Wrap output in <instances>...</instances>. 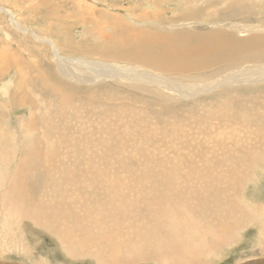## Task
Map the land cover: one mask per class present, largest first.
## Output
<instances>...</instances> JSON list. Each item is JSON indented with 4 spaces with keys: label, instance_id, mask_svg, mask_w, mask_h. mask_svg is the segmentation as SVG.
I'll return each instance as SVG.
<instances>
[{
    "label": "rangeland",
    "instance_id": "obj_1",
    "mask_svg": "<svg viewBox=\"0 0 264 264\" xmlns=\"http://www.w3.org/2000/svg\"><path fill=\"white\" fill-rule=\"evenodd\" d=\"M50 11L57 17L49 18L46 14ZM118 27L133 32L126 49L105 41L119 32ZM139 32L144 37L165 36L180 52H171L174 56L170 57L187 59L179 63L148 53L145 44H135ZM253 36H264V0H0V50L10 52L5 58L0 56L4 60L0 64V264H175L165 258L163 249L178 239L176 234L180 232L181 240L189 237L197 243L199 237L191 228L215 220L211 214L205 217L195 211L191 213L195 222L187 232L185 227L177 229L172 222L160 219L154 227L149 222L151 216L157 217L160 209L171 206H154L151 198L136 201L137 192L148 191L155 172L165 166H178L184 173L190 163L202 168L208 161L217 174L224 171L228 176L229 168H235L237 177L228 188L218 180L212 187L220 197L224 192L221 208L226 211L218 217L220 223L230 228L236 220L243 223L234 231H225V236L221 235L225 240L213 248H202L190 258L192 264H264V208L260 211L262 208L255 206L264 207V164L246 168L247 159L253 156L249 148L258 150L257 143L252 144V112H264V54L251 56L255 44L247 40ZM135 46L143 52L137 55L130 48ZM255 46L254 54L259 48ZM55 54L72 60L67 69L77 75L69 79L58 74L57 82L70 94L62 109L58 104L61 95L51 96L42 84L32 86L38 68L27 65L41 57L50 69L58 71ZM161 58L163 67L155 66ZM8 95H15L12 102L6 101ZM20 95L25 100L19 101ZM231 115L237 116L238 123L227 120ZM244 116H251L249 128L240 124ZM30 119L35 121L31 128L34 139L24 136ZM45 128L56 134L43 142ZM37 138L42 143L33 151L28 147ZM51 142L55 146L49 145ZM27 151L31 158L26 164L28 181H35L29 184L33 190L35 185L38 199L44 201L39 202L51 206L61 201L72 206L78 214L76 222L62 218L45 230L24 216L18 217V210L12 209L8 196ZM46 156L58 159L54 162ZM53 169L60 171L59 175L53 174ZM63 170L68 171L65 177L60 174ZM67 174L78 176L76 184L65 186ZM171 182L172 187L185 188V194H190L187 184ZM198 183L201 180L192 185L202 196L206 186ZM118 186L126 197L113 195ZM208 194L212 197L215 190ZM227 201L241 204L247 214H226ZM146 203L150 211L143 207ZM119 206L137 211L136 215L111 218L109 213ZM47 210L54 211L51 207ZM141 217H145L143 222ZM136 218L151 224L135 228L132 223ZM73 225L72 232V228L64 234L56 232L57 226L68 229ZM148 228L152 231L150 241L145 235ZM162 250L163 256L157 258Z\"/></svg>",
    "mask_w": 264,
    "mask_h": 264
},
{
    "label": "bare ground",
    "instance_id": "obj_2",
    "mask_svg": "<svg viewBox=\"0 0 264 264\" xmlns=\"http://www.w3.org/2000/svg\"><path fill=\"white\" fill-rule=\"evenodd\" d=\"M162 1H166V0H162ZM218 1V0H217ZM216 4V3H215ZM214 4V5H215ZM223 4V3H222ZM228 5V4H227ZM47 16H49V18H54V17H57V15L55 14H52V12H48L46 14ZM115 24V23H114ZM119 28V27H118ZM118 33H116V35H111V36H107L105 37V41H107L108 45L110 44L111 46H115V47H123L124 49H126L125 47H127L128 45H131V38L129 39L130 35L133 33L132 31H129L125 28H122V29H118ZM120 33V34H119ZM137 33V32H135ZM133 35V34H132ZM138 36L137 38H139V42L137 41L135 44H145V51H147L148 53H154L156 52L160 57H167L168 56V60L170 61H173V62H176L179 61V63H182V60L183 59H187L186 57H183V58H175V57H170V56H174V55H171V52L172 54L173 53H180L179 52V49H174L173 48V43L172 42H169L168 40L166 41L165 40V36L163 35H147L146 37H144L143 34H141V32L138 33ZM132 37V36H131ZM179 38V37H178ZM173 39L174 42L177 41L178 42V39H177V36H173ZM138 40V39H137ZM173 41V40H172ZM247 41H251L252 43H254L255 45H258L259 48H257L256 50V53L254 54V48L256 47L255 45L252 47L250 53L252 54L251 56L254 57L255 55H259V54H264V36H253L251 37L250 39H248ZM158 42H161V43H158ZM164 42H167L164 44ZM176 42V43H177ZM133 43V42H132ZM109 47V46H108ZM129 47V46H128ZM131 50L133 52H135L137 55H139V53L141 54L143 52V49L141 50H138V48L135 46V47H130ZM186 50L188 51H191V49L189 48H186ZM1 51H5V53L2 54ZM55 51V50H54ZM119 51V50H118ZM117 51V52H118ZM125 52V51H124ZM139 52V53H138ZM6 53H10L8 51L7 48H5L4 50H0V56L3 55V57L5 58V54ZM55 53L57 54V51H55ZM130 53V52H129ZM22 54V53H21ZM20 54V55H21ZM55 54V55H56ZM120 54V53H119ZM17 55V53H16ZM19 56V55H18ZM16 57V56H15ZM2 58V57H1ZM0 58V59H1ZM127 58V56H126ZM17 59V57H16ZM29 59V58H28ZM3 60V59H2ZM0 60V64L3 65V61ZM12 62V60H10ZM24 61V60H23ZM27 62V60H25ZM55 61V64L57 66V70L58 71H54L52 68L50 69V65L48 62L44 61L41 57H39L38 59H36V61H34V63H29L27 62V65L29 66H34V67H37V73L32 77L33 78V82L32 83V86H35L36 84L39 85V84H42V85H45L46 88H47V93L48 94H51V96H54V95H58L60 96L61 95V99L62 101L61 102H58V104H61L62 107H60L61 109L64 108V105L66 103L67 105V102H69V98L68 97L69 95H67V93L63 92V87L62 85L57 82V77L58 74L62 75V76H65L66 78H69V79H72V78H77V75L75 74V72H72L71 70L67 69V66L69 65V63H74L72 62V60H69V59H62L61 57L57 56L56 55V59L54 60ZM162 58L161 59H156V61L154 62L155 66L157 65H160L161 67H163V63H162ZM25 62V63H26ZM69 62V63H68ZM21 63V62H20ZM7 64V63H6ZM25 65V67L27 66ZM183 66H185V63L182 64ZM11 66V65H10ZM23 66V65H22ZM17 67V66H16ZM15 67V68H16ZM7 69V67H6ZM18 69V68H17ZM35 72V71H34ZM32 73V72H31ZM34 74V73H33ZM24 75V74H23ZM31 75V74H30ZM17 80V79H16ZM32 81V80H30ZM29 81V82H30ZM55 81L56 84L53 82ZM20 83V82H18ZM29 84V83H28ZM35 84V85H34ZM25 85V84H24ZM65 85V84H64ZM20 87V86H19ZM22 87V86H21ZM68 88V87H67ZM66 88V89H67ZM65 89V90H66ZM69 89V88H68ZM38 90V89H37ZM6 91V89H5ZM68 91V90H67ZM13 92V91H12ZM18 92V91H17ZM10 94H11V91H10ZM9 94V95H10ZM7 96L6 97V101L7 102H12L11 100L14 99V96ZM23 95H20L18 96L19 97V101H21L20 99L22 100H25V96L22 97ZM29 96V95H28ZM42 96V95H41ZM52 98V97H51ZM59 98V97H58ZM49 99V98H47ZM33 100V99H32ZM60 101V100H59ZM35 102V101H34ZM29 103V102H28ZM27 102H20V105H26L28 106ZM65 105V106H66ZM11 107V106H10ZM47 108V106L45 107ZM81 108V107H80ZM45 110H48V109H45ZM89 110V109H88ZM67 111V110H66ZM47 113V112H46ZM68 113V112H67ZM1 115L2 113H0V118H1ZM68 115V114H67ZM72 115V114H71ZM47 116L44 115L43 117ZM237 116L235 115H231L230 117L227 118L228 121H231L233 123H238L237 121H235V118ZM218 118V117H217ZM251 118V116H245L242 118L243 119V122H240V124L243 126V127H248L249 128V124L250 122H248L247 119ZM252 122L254 123V128H253V132L251 133V137H254L255 139H253V143L252 144H256L257 143V147H258V150H253V149H257L253 146H251L249 148V152H251L253 154V156H251V158H248L247 161H246V168L250 169V167H253L252 165L254 164L255 166L257 164H264V112L261 114L259 113L258 111L256 112V110H254L252 112ZM46 123V122H44ZM44 123H41V124H44ZM35 124V121L30 119V121H28V125L26 126L25 130H24V136L25 137H32L33 139L35 137H33L35 134L34 132L31 133V128H34V126L32 127V125ZM39 124V123H38ZM59 125V124H58ZM46 126V125H44ZM48 126V125H47ZM43 128V126H42ZM52 128V127H51ZM48 129V128H47ZM45 128V132H42L43 134L41 135V138H43V142L45 141V138H50V137H54L56 133L53 134V132L49 129L47 130ZM57 129V128H56ZM39 131V130H38ZM44 131V130H43ZM40 133V132H38ZM257 133H259L257 135ZM36 136V135H35ZM39 136V135H38ZM37 136V137H38ZM63 137V136H62ZM61 137V138H62ZM42 140V139H41ZM40 140V141H41ZM34 141V143H33ZM37 139L35 140H32V146L28 147L30 148L31 150L33 149V151L35 150H38L40 149L39 147V142H40ZM50 142V141H48ZM42 143V141L40 142ZM47 143V142H46ZM102 143V142H101ZM27 144V143H26ZM30 143H28L27 145H29ZM50 144H53L52 142L49 143ZM104 144V143H103ZM45 145V143L41 146L43 147ZM48 145V143H47ZM46 145V146H47ZM52 146H55V144H53ZM105 146V145H104ZM27 147V146H26ZM51 147V146H50ZM50 147H47V148H50ZM222 147H224V145H222ZM54 148V147H52ZM51 148V149H52ZM109 148V147H108ZM50 149V150H51ZM28 150V149H27ZM248 150V149H247ZM253 150V151H252ZM29 151V150H28ZM27 152H23L22 154V163H20L19 165V171H21V174H19L18 176L15 177V180H14V184L11 185V187L13 188L12 190V193L8 196V198H10V200L8 201L13 208H16L18 210L14 211L16 212L17 216L18 217H26L28 218L31 222L33 223H36L37 225L41 226L43 229L45 230H48L50 229L49 227H51L52 225H54L55 223H58L62 218L64 219H67V220H74L73 222H76L75 220L77 219V216L78 214H76V210L72 209L71 207L72 206H68V204H66L65 202V206L61 203V201H57L55 200L56 203H54L53 205L51 206H44L42 204L43 199H38V196H37V193L35 192V185H32L34 186V190L31 189L30 187V184L31 182L28 181V175H29V168L26 167V164L29 162V160L31 159L30 158V153ZM48 151V150H47ZM39 152V151H38ZM50 152V151H49ZM240 152V151H239ZM254 152V153H253ZM40 154V153H39ZM47 154V152H46ZM48 155V154H47ZM50 156V155H49ZM47 157V156H46ZM74 157V156H73ZM49 159V157H47ZM43 159V158H42ZM46 159V158H45ZM48 159H47V162H48ZM51 159V158H50ZM49 159V160H50ZM58 159V158H56ZM55 159V161H56ZM54 161V159H51ZM67 160V159H66ZM246 160V158H245ZM51 161V162H53ZM54 161V162H55ZM58 161V160H57ZM60 161H62L60 159ZM64 161V160H63ZM62 161V163H63ZM67 162V161H65ZM76 163V161H74ZM72 162V163H74ZM207 162V161H206ZM43 163V162H42ZM78 163V162H77ZM85 163V162H84ZM169 163V162H168ZM166 163L167 165H170V166H173V165H177V164H168ZM217 165L218 162H216ZM45 164V162H44ZM57 164V162H56ZM79 164V163H78ZM52 165V164H50ZM62 165V164H61ZM60 164L58 165V167L61 166ZM80 165V164H79ZM190 166L188 168L185 169V172L182 173L180 171V167L176 166V167H164V169L160 172L157 171V173L155 172V178L154 180L151 182V184L149 185L150 186V189L148 191H145L144 192V188L143 190L141 189V191L139 190L137 192L138 196L136 197V201H139V202H145V201H148L149 198L152 199V202L153 204H155L154 206L156 205H164L165 206H171L169 208H163V209H160V211L158 212V215L157 217H155V215L149 220V222H151L154 227L155 226H158V222H157V219H160L162 220L161 222H172V225H175L178 228H181V227H185L186 228V231L187 232V227H193L192 226V222H195V220L193 219V217H191V213L195 212V211H198L199 214H202V216L204 215L205 217H208L209 214L212 215V220H215L214 222L212 223H209V221H207L208 223H201V224H198L199 227H195V228H191V229H194L195 230V234L197 235L198 238V241H201L200 238H204L203 240L204 241H201L203 243H201V245L198 243H195L193 241H195L193 239L192 240H189L191 238L187 237L186 239H183L181 240V237H180V232L179 234H176L177 236V240H174L173 244L168 246L167 248L163 249L165 250L164 253H165V258H169L168 260H173V263L176 262L175 264H192L193 262L191 261V257H194L196 256V254L202 249V248H208V249H211L213 248L216 244L222 242L225 240V238L223 236H225V231H234L236 230L238 227L237 226H241V224L243 223V221H239V220H236L235 223L229 227H227V225L225 224H221L220 223V219L221 218V215H223V211H226L224 208H221L223 204H225V202L221 201L224 197V192H222L221 196L220 197V194L218 192V189L216 190L214 187H212L214 184V181L216 182V180H218V182H222V183H226V187L228 188V185H231L232 180L235 179L236 174H235V168L231 167L229 168L230 170L228 171V176H226V173L223 171V172H220V174H217L214 172V170L216 169V167H213L212 163H210L209 161L204 164L206 165V167H199L197 168L194 163H190L189 164ZM86 166V165H85ZM53 168H55L54 166H52ZM76 167V166H75ZM44 168V167H43ZM47 168V167H46ZM44 168V169H46ZM50 168V167H49ZM57 168V167H56ZM161 168V167H160ZM43 169V170H44ZM52 169V168H50ZM49 169V171H50ZM61 169V168H60ZM75 169V168H74ZM54 170V169H53ZM153 170V169H152ZM48 171V170H47ZM55 171V170H54ZM89 171H92V169H90ZM45 172V171H44ZM52 172V171H51ZM58 172V171H57ZM56 171L53 172V174H58L59 175V172L57 173ZM68 173V171H65L63 170L62 175H64L65 177V173ZM47 172H45L46 174ZM49 173V172H48ZM49 174H52V173H49ZM52 174V175H53ZM154 174V173H153ZM152 174V175H153ZM51 177H56L55 175H53ZM71 175V174H70ZM69 174H67L66 176V182L64 183L65 186L66 185H69L70 183H75L78 179L76 177H73L71 178ZM42 176V174H41ZM43 176H45L43 174ZM86 176V175H85ZM247 176V175H245ZM31 178V177H30ZM43 177H41L40 179L42 180ZM46 178V177H45ZM80 178V177H79ZM94 178V177H93ZM249 178V177H248ZM53 179V178H51ZM151 179V178H150ZM177 179H180V180H177ZM208 179V181H207ZM45 180V179H44ZM182 181L183 184V187L186 186V184L188 186H186V190L190 193V194H185V188H182L183 190H178L177 185H175L174 187L171 186V184H173L171 181ZM194 180H201V183L199 185L203 186V183L204 185L206 186L205 187V193L204 195L200 196L199 194V191H196V186L192 185V183L194 182ZM40 181V180H39ZM149 181V180H148ZM235 181V180H234ZM35 182V181H34ZM31 183V184H34ZM56 181L55 180H51V183H55ZM92 182V181H91ZM150 182V181H149ZM200 182V181H199ZM93 183V182H92ZM37 184V183H36ZM40 184V183H39ZM56 184V183H55ZM76 184V183H75ZM79 184V183H78ZM77 184V185H78ZM91 184V183H90ZM177 184V183H176ZM73 185V184H72ZM81 185V184H80ZM79 185V186H80ZM95 185V184H93ZM92 185V187H93ZM181 185V184H180ZM42 187L44 186V184L41 185ZM82 186V185H81ZM41 187V188H42ZM71 187V186H70ZM89 187V186H88ZM30 188V189H29ZM38 188V187H37ZM36 188V190H37ZM45 188V186H44ZM77 188H80L77 186ZM90 188V187H89ZM204 188V186L202 187ZM233 188V187H232ZM40 189V188H39ZM71 189V188H70ZM73 189V188H72ZM41 190V189H40ZM43 190V188H42ZM69 190V189H68ZM213 190H215V194L212 196V197H209L211 195L208 194V192L212 193ZM76 191V190H75ZM80 191V190H79ZM114 196H118V197H126L127 195H125L124 191H123V188L122 186H118L117 188L114 187ZM46 192V191H45ZM68 192V191H66ZM72 192V191H71ZM84 192V191H83ZM130 192V191H128ZM203 192V191H202ZM10 193V192H9ZM43 192L41 191V194ZM64 193V192H63ZM69 193V192H68ZM86 194V192H84ZM88 193V192H87ZM94 193V192H93ZM132 193V192H131ZM40 194V192H39ZM45 194V193H43ZM49 194V193H47ZM75 194V193H74ZM84 194V195H85ZM130 194V193H128ZM53 197H56V196L52 193ZM60 195V194H59ZM89 195V194H88ZM134 195V194H133ZM51 196V195H50ZM73 196V195H72ZM81 198L82 196L79 195ZM44 197V196H43ZM49 197V195H48ZM59 197V196H58ZM56 197V198H58ZM67 197V196H65ZM87 197V196H85ZM89 197V196H88ZM199 197V199H198ZM209 197V198H208ZM36 198V199H35ZM44 198H47V195L46 197ZM60 198V197H59ZM75 197L73 196V200ZM130 198V197H129ZM195 198V199H194ZM38 199V201H37ZM48 199L50 198H47L46 200L48 201ZM62 199V198H61ZM60 199V200H61ZM83 199V198H82ZM39 200H41L42 202L40 203ZM53 200V199H52ZM59 200V199H58ZM64 200V199H63ZM84 200V199H83ZM82 200V201H83ZM50 201V200H49ZM69 201V200H68ZM85 201V200H84ZM70 202V201H69ZM75 202V201H74ZM125 202V201H124ZM130 202H132L130 200ZM51 202H46L45 201V204H49ZM53 203V202H52ZM76 203V202H75ZM81 203V202H80ZM91 203V202H90ZM95 202H93L94 204ZM61 204V205H60ZM78 205V202L76 203ZM83 204V203H82ZM87 204V203H86ZM132 204V203H131ZM147 204V203H146ZM88 205V204H87ZM86 205V207H87ZM119 205V204H118ZM123 205V204H122ZM137 205V204H136ZM134 205V206H136ZM239 206L236 205V203H232L231 201H227L226 202V206L227 209H228V212L226 214L230 215L231 213H233L234 211H237L238 213L240 214H247L245 208L238 203ZM79 206V205H78ZM82 205H80L81 207ZM256 208H262L260 209V211L263 210L264 207L261 206V204L257 203L255 204ZM49 207H51V209H53L54 211L52 210H47L49 209ZM85 207V206H82V208ZM145 207L146 210H149L148 207L149 205L147 204L146 206H143ZM77 209V208H76ZM47 210V211H46ZM82 210V209H81ZM139 210V209H138ZM75 211V212H73ZM91 211V210H90ZM140 211V210H139ZM150 211V210H149ZM137 211H134L133 209H130L128 211H126V208H123L121 206L117 207L112 213L110 212L109 213V216H111V218H117V217H121V218H125L126 216H129V217H133L135 216ZM13 214V213H12ZM81 214V213H80ZM152 214V213H151ZM150 214V215H151ZM225 214V215H226ZM77 215V216H75ZM148 215V216H150ZM227 215V216H228ZM15 215L13 214V217ZM141 216V215H140ZM224 216V215H223ZM72 219H70V218ZM81 217V215H80ZM219 217V218H218ZM237 217V216H236ZM249 217L251 218V214L249 213ZM142 218V217H141ZM147 218V217H146ZM218 218V220H217ZM139 219V218H138ZM138 219L136 218V220H134V223H132L133 226H135V228H143V227H146V226H150V224L146 223V224H142V222L144 221L143 219H145V217H143L141 219L142 222H139ZM196 219V218H195ZM247 221V219H245ZM249 220V219H248ZM131 221V220H130ZM238 221V222H237ZM63 222V221H62ZM69 222V221H68ZM67 222V223H68ZM147 222V221H146ZM54 223V224H53ZM71 223V222H70ZM79 224H81L80 222H78ZM145 223V222H144ZM63 223H61V225L59 224V226H62ZM197 224V223H196ZM170 225V224H168ZM56 227V226H55ZM75 227V225L73 226H69V228L67 229L66 227H56V232L59 231L58 233H62L64 234L63 232L67 233L68 230L70 228H72L70 230V232L74 231L73 228ZM153 227V228H154ZM162 228V227H161ZM164 228V226H163ZM168 229V226L166 227ZM189 229V228H188ZM44 230V231H45ZM146 229H144L143 231H145ZM170 230V229H169ZM142 231V230H141ZM142 231V232H143ZM157 231V230H155ZM154 231V232H155ZM162 231V230H161ZM47 232V231H46ZM151 229L148 228V230L145 232L147 235L146 238L149 240L151 239ZM223 232V233H222ZM139 234V233H138ZM142 235V233H141ZM223 235V236H221ZM90 236V235H89ZM140 236V235H139ZM173 236V235H172ZM63 237V236H62ZM72 237V236H71ZM70 237V238H71ZM82 237V236H81ZM84 237V236H83ZM107 237V236H106ZM154 237V236H153ZM157 237V236H156ZM164 237V236H163ZM167 237V236H166ZM67 238V237H66ZM105 238V237H104ZM174 238V237H173ZM160 239V237L158 238ZM176 239V238H175ZM109 240V239H108ZM132 240V239H131ZM141 240V238H140ZM188 240V241H187ZM220 240V241H218ZM62 241V240H60ZM69 241V239H68ZM137 241V239L135 240ZM142 241V240H141ZM150 241V240H149ZM133 242V241H132ZM64 243V241H63ZM158 243V241H156V244ZM167 243V242H165ZM101 244V243H100ZM134 244V243H133ZM136 244V243H135ZM143 244V243H142ZM141 244V245H142ZM71 245V244H70ZM103 245V244H102ZM106 245V244H105ZM108 245V244H107ZM155 245V244H153ZM152 245V246H153ZM159 246H162L160 245V243L158 244ZM164 245V244H163ZM131 246H132V243H131ZM150 246V245H149ZM157 246V245H156ZM121 247V246H120ZM126 247V246H125ZM128 247V246H127ZM129 248V247H128ZM149 248V247H148ZM155 248V247H153ZM159 248V247H158ZM152 249V247H151ZM131 250V249H130ZM163 250H162V253H161V256H156L157 258L158 257H162L163 256ZM123 252H126V251H123ZM72 253V252H71ZM172 253V255H171ZM120 257V256H119ZM191 258V259H190ZM170 260V263L172 262ZM195 260V259H194ZM165 261H167V259H165ZM197 263V262H196ZM128 264V263H127ZM172 264V263H171Z\"/></svg>",
    "mask_w": 264,
    "mask_h": 264
}]
</instances>
